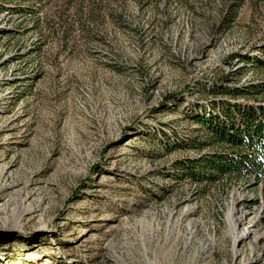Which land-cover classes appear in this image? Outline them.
<instances>
[{
	"label": "rangeland",
	"instance_id": "rangeland-1",
	"mask_svg": "<svg viewBox=\"0 0 264 264\" xmlns=\"http://www.w3.org/2000/svg\"><path fill=\"white\" fill-rule=\"evenodd\" d=\"M228 1L0 0V264H264V175L210 182L193 121L264 107V0Z\"/></svg>",
	"mask_w": 264,
	"mask_h": 264
},
{
	"label": "trees",
	"instance_id": "trees-1",
	"mask_svg": "<svg viewBox=\"0 0 264 264\" xmlns=\"http://www.w3.org/2000/svg\"><path fill=\"white\" fill-rule=\"evenodd\" d=\"M235 1L237 0H229L228 3ZM235 16L233 14L232 17ZM258 62L256 60L255 63ZM261 64L264 63L262 62ZM221 87H218V91L215 94H224ZM253 87L251 88L253 89ZM261 89L264 90V86L257 87L256 92L253 93L257 94V91ZM248 92L244 91L242 93L238 89L235 90V93L239 95L242 93L240 96H245ZM226 103L221 102V107H219V114L223 120H220L219 115H211L210 112L207 113L204 110L203 114L194 115L193 121L199 125L201 131L206 132L207 141L204 142L206 143L204 145H213L214 143L225 145L229 147V151L236 155L228 156L229 159L226 156V158H216L203 162L200 168L202 170L201 173L210 182L215 180L214 175L221 177L224 174H246L251 171L264 175V107L256 104H247L245 107L240 108L238 106L232 107L226 105ZM208 115L211 116L208 117ZM233 158L239 159V162H231ZM207 172L209 174L205 175ZM200 176L202 175L196 176L191 174L190 178L192 180H199L198 177Z\"/></svg>",
	"mask_w": 264,
	"mask_h": 264
}]
</instances>
